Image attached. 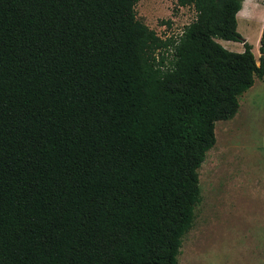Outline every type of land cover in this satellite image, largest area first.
Segmentation results:
<instances>
[{"label":"trees","instance_id":"16d2710c","mask_svg":"<svg viewBox=\"0 0 264 264\" xmlns=\"http://www.w3.org/2000/svg\"><path fill=\"white\" fill-rule=\"evenodd\" d=\"M137 1L0 0V264H176L264 20L256 61L242 0H175L194 12L175 39Z\"/></svg>","mask_w":264,"mask_h":264},{"label":"rangeland","instance_id":"374dc122","mask_svg":"<svg viewBox=\"0 0 264 264\" xmlns=\"http://www.w3.org/2000/svg\"><path fill=\"white\" fill-rule=\"evenodd\" d=\"M247 2L236 31L257 61L264 3L256 2L249 13ZM135 12L152 30L174 18V34L194 16L191 7L178 8L175 0H138ZM214 40L229 51L242 50L238 41ZM213 131L215 142L197 169L199 199L176 264H264V75L238 96L235 114L216 121Z\"/></svg>","mask_w":264,"mask_h":264},{"label":"built area","instance_id":"2783aa9c","mask_svg":"<svg viewBox=\"0 0 264 264\" xmlns=\"http://www.w3.org/2000/svg\"><path fill=\"white\" fill-rule=\"evenodd\" d=\"M177 7L181 8V6H179V5H177ZM174 22H175V19L171 18L170 22H167L166 24H162L160 27L157 26V28L153 30L154 34L160 39H165L168 37H173L175 39L177 37V35L180 34L182 27L189 22L182 24L179 33H176V34L172 33V31H171Z\"/></svg>","mask_w":264,"mask_h":264},{"label":"crops","instance_id":"0c3cea01","mask_svg":"<svg viewBox=\"0 0 264 264\" xmlns=\"http://www.w3.org/2000/svg\"><path fill=\"white\" fill-rule=\"evenodd\" d=\"M258 1H259V3L261 2L260 0H248L246 6H247V9L249 10V13H250V7L256 5V2H258ZM261 3H264V2H261ZM242 5H243V0H242V2H241V7H240V9L236 12V15H235L236 22H237L238 14H239V12L242 10ZM245 12H247V11L245 10ZM251 14H252V13H251ZM263 20H264V12H263V15L260 17V19H259V21H258V23H260V26H259L258 32H257V34H256V39H255V40H256L255 44H256L257 46H258V39H259L260 31H261V28H262V25H263ZM244 39H246V38H244ZM262 77H263V76H262Z\"/></svg>","mask_w":264,"mask_h":264}]
</instances>
